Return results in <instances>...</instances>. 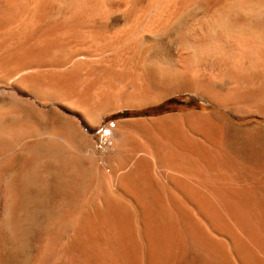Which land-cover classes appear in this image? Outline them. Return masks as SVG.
<instances>
[{
    "label": "bare ground",
    "instance_id": "obj_1",
    "mask_svg": "<svg viewBox=\"0 0 264 264\" xmlns=\"http://www.w3.org/2000/svg\"><path fill=\"white\" fill-rule=\"evenodd\" d=\"M139 4L0 0V77H13L14 88L68 100L85 118L114 103L163 97L184 87L202 89L223 106L264 114V0ZM115 11L136 13L141 25L127 34L140 29L148 39L162 41L172 26H179L178 33L182 23L190 24L177 34L185 53L154 54L151 42L143 43V50L125 58V68L112 71L108 60L100 59L109 64L100 68L104 81L94 88L96 82L84 76L91 90L78 91V72L87 64L70 62L78 48L66 38L83 18L105 20ZM192 13L203 18L188 23ZM62 47L70 51L68 59L60 51L64 58L53 54ZM45 67L50 74H43ZM119 82L130 91L124 93ZM22 100L0 87V147L24 152L16 169L0 173L5 253L26 252L23 264H264V164L253 158V150L248 154L255 146L264 151L263 128L248 129L236 147L225 142L221 130L203 124L188 126L190 138L158 126L108 127L111 144L101 150L78 140L77 124L41 128ZM108 149L115 150L110 160ZM96 157L109 162V173L94 163ZM109 179L116 192L101 185ZM51 197L57 205H50ZM34 235L40 237L36 248L30 243Z\"/></svg>",
    "mask_w": 264,
    "mask_h": 264
},
{
    "label": "rangeland",
    "instance_id": "obj_2",
    "mask_svg": "<svg viewBox=\"0 0 264 264\" xmlns=\"http://www.w3.org/2000/svg\"><path fill=\"white\" fill-rule=\"evenodd\" d=\"M147 2L148 0H138V4L140 3L139 5H145ZM110 14H112V12ZM107 15L108 17L105 20H101L99 19V17L95 18L94 19L95 21L92 19L94 22L92 20H90L91 21L90 22L89 20L83 18L84 20H86V22L82 19L79 24L81 25L82 24L81 22L83 21L85 23L83 22L81 26L79 24H77L79 26L75 25L73 27L74 29L71 28L72 29L71 32L73 31L74 32L73 34H70L71 36L69 35V37L66 38L67 42H71L72 44H74L76 49L78 48L77 51L75 50V55L77 54L76 58H74L75 55L73 53V57H72L73 60L71 59L72 61L70 60V62L77 60L76 62H79V64L80 63L82 64V62L84 61L85 64H87L86 66L84 65L80 66L82 70L80 69V72H78V74L80 75V79H78V83H77L79 87L78 91L83 90L81 88L85 87L84 86L85 82L82 81V79H84V76L85 77L87 75L91 76V78L94 80V83L98 82L97 84L95 83L94 85V88H96L99 83L104 81L103 77L105 75L100 73L101 69H105V68L109 69L108 67L109 64L111 68L110 70L112 71L125 68L128 66V62L125 60V58L132 57V55L134 56L136 53L138 54L140 49L143 50V48H145L144 47L145 45L143 43L145 44L148 43L149 45V42L155 43L154 41H156L155 44H158L157 42L161 41V37H157V40H155L156 38L148 39L142 37L140 29L138 30L136 29V33L134 34L135 37L132 34H129L130 36L127 34L133 28L134 25L135 27L141 25L140 23L141 21L138 20L136 13L134 14L129 13V16H127L128 13L126 14L122 12L120 13L119 11L117 12L115 11L112 15L109 14ZM107 15H105V17ZM201 15L203 14L198 13L195 15V13H192L189 16L190 20L188 19L187 22L195 23L197 22L198 18L199 19L203 18ZM101 18L104 19V16ZM193 19L195 22L193 21ZM185 23L186 22L180 25L181 30L179 29L178 33H176L177 32L176 30H178L179 26L177 25L172 26L171 27L172 32L169 33L170 31L169 30L167 32L168 35L166 34L164 35V37L162 36L163 37L162 39L164 41L162 40L163 42L161 41L162 43L160 42L159 45L153 47L155 44L152 43L153 44L152 45L150 43V45L153 47L151 48V46L149 45L148 49L150 50V52L154 54L155 53L157 54L158 52L159 54L162 55L164 54V56L168 55V57L170 56L174 58L177 55H182L183 53H185L181 45L182 43L179 41L181 37H178L180 36V33L182 34V32H184V30L185 31L186 29L189 30L188 26H190V24L188 25L186 23L188 26L187 25L185 26ZM183 24L186 28L181 27L183 26ZM177 34L179 35L177 36ZM93 35L95 37H93ZM165 36L168 37L165 38ZM128 37L129 40L131 39L130 42L133 49L131 47L127 48ZM143 39L145 42H143ZM134 40L136 43H134ZM32 41L33 40H31V42ZM79 42L80 44L82 43L84 46L83 45L79 46L78 45ZM148 45H146V49ZM62 49L63 51L59 49L55 50L53 54L59 55L58 51H60V54H62L63 56L65 55L64 57L67 56L68 59L69 57L68 55H70V51L68 50V48H66L68 50L67 53L66 51H64L65 47H62ZM151 49L154 50L152 51ZM100 59L108 60L109 64L99 63ZM111 60L113 63L111 62ZM62 62L65 63L66 59H64V61L62 60ZM88 65L90 66V68ZM206 66L208 68L210 67V69L212 68L210 64H206ZM46 70H49L48 67L43 68L42 71L43 74H46V72L48 74L51 73V70L49 71ZM13 81H14L13 77L11 79H7V78L4 79V77H0V87L1 88L6 87L7 89L9 88L10 92H14L18 97L22 98L23 100L21 102L25 105V108L27 107L28 110L30 108V110L34 112L35 114L34 120L40 126H42L41 128L44 129L46 127H52L54 125L67 126L68 124H77V127L79 126L80 128L79 129L80 134H78L79 136L77 135L78 140L82 143H89L91 145H94L96 148L101 150L105 149L106 147H108V145L111 144L110 141L108 142L107 140V138L110 136V131L109 129H107L108 127H110L113 130H117L120 127H124L132 131L133 130L144 131V130H151L152 128L158 126V127L170 128V130H173L176 133L185 134L186 138H190L193 135L189 133L187 134L188 131L186 132L185 130H188L189 128L188 126L191 125L196 126L198 124V126L201 125V127H203L204 125L203 129L207 128V129H217L219 131L221 130L220 134H223L221 136L225 140V142L226 143L228 142L227 144H231V145L233 144V146L238 144L236 147L239 146V143H241L242 139L248 134L247 133L248 129L254 128L256 126L264 129V114H262V112H257L252 107L251 108L249 107L248 109V106L243 107L242 105H237V104L236 106H234V104L232 105L224 104L223 106V104L220 103V101L218 102V99L215 98L214 96L212 98L211 95L206 94L205 92L203 93L202 89H191L189 87L186 88L184 87V89L182 88L176 93L175 91H171V92L169 91L168 93L165 92V94L166 93L167 94L163 97H158V96L140 97V98L132 99V101L128 99V102H123L121 103V105L120 103L119 104L114 103L109 106H105L104 108H102L104 111L101 109H100L101 111L96 110L95 113L96 116L93 115L91 117L85 118L84 114L77 107L71 105L68 100H64L62 98L52 95L49 96L50 97L49 98L47 97L49 94L48 95L40 94V92H37L36 90L31 91V90H25V88H21V89L14 88L12 86ZM116 85L117 86L119 85L118 88L120 89L125 87L124 88L125 90L123 89L124 93L130 91V86L128 89V87L124 86L123 83L120 82L119 84L117 83ZM88 87L89 86L85 88L87 90H91V88ZM171 98H175V99L169 100ZM191 100H193L194 103H192ZM32 104L34 107L32 106ZM181 129L183 131H181ZM27 140L25 141L26 144H29L33 141V139L31 138ZM255 147H252V149L250 148V150L248 149L250 151L248 154L253 153L252 155H255L256 153V155L253 156V158L256 157L255 158L256 161L258 160L260 164H264L263 149L260 147H256V149L254 150ZM112 151L115 152V150H110V149L107 150V156H106L107 160H110V158L114 157V152ZM23 155L24 152L14 153L13 151L8 150L6 148V145L0 147V173H4L1 171L6 172L16 169ZM93 161L95 164L97 162L98 164L96 165L101 166L106 172L108 173L110 172L109 162L106 161L104 163L99 157L94 158ZM240 183L237 184L241 187ZM115 184L116 182H114V179H109L101 185L106 186L110 190L115 191L114 188ZM80 190H78L77 193L81 192L79 195L81 196L84 195L82 194L84 193V191H82V189ZM55 193L53 194V196H55ZM77 193L76 195L78 196ZM74 195L72 196V199L74 197L76 201V199L79 196L78 197L76 196L77 198H75ZM54 198L57 201L58 196H55ZM54 198L51 197L50 201L52 202H50V205H57L55 204ZM1 199L2 198L0 196V209L2 208L4 202L3 201L4 199L3 200ZM72 199L70 200L73 201L74 199L73 200ZM78 199L80 201L81 198ZM60 210L62 209H60L59 207V211ZM64 210L65 209H63V211ZM2 239H3V235L1 231L0 240ZM39 241H40L39 235L32 236L30 240L31 246H33V248L35 246L36 248ZM0 248H2L0 249V264H23L25 258L27 257V253L26 252L22 253V251L12 254L10 256V252L8 254L5 253L8 252V250L7 249H6L7 251L5 250L3 243L0 244ZM7 258H9L10 260H8Z\"/></svg>",
    "mask_w": 264,
    "mask_h": 264
},
{
    "label": "trees",
    "instance_id": "obj_3",
    "mask_svg": "<svg viewBox=\"0 0 264 264\" xmlns=\"http://www.w3.org/2000/svg\"><path fill=\"white\" fill-rule=\"evenodd\" d=\"M173 99H175V98H171V99H169V100H173ZM191 102H192V103H194V101H193V100H191Z\"/></svg>",
    "mask_w": 264,
    "mask_h": 264
}]
</instances>
